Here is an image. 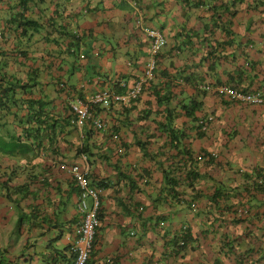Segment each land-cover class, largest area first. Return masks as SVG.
Masks as SVG:
<instances>
[{
	"label": "crops",
	"instance_id": "crops-1",
	"mask_svg": "<svg viewBox=\"0 0 264 264\" xmlns=\"http://www.w3.org/2000/svg\"><path fill=\"white\" fill-rule=\"evenodd\" d=\"M144 27L167 45L138 100L92 108L106 131L73 123L77 99L142 77ZM222 84L264 91V0H0V138L29 144L0 152V249L73 264L76 164L101 190L90 264H264V105L202 88Z\"/></svg>",
	"mask_w": 264,
	"mask_h": 264
},
{
	"label": "built area",
	"instance_id": "built-area-1",
	"mask_svg": "<svg viewBox=\"0 0 264 264\" xmlns=\"http://www.w3.org/2000/svg\"><path fill=\"white\" fill-rule=\"evenodd\" d=\"M144 32L150 41L149 59L147 60L144 74L137 81L127 88L125 93H119L113 89H103L100 93L91 95L87 100L77 99L72 103V111L75 116L72 120L78 126H84L91 121L94 128L100 132L108 130V124L103 118L95 117L92 108L101 105H109L111 102L131 104L141 95L143 85L152 80L157 67V61L163 49L167 45V38L162 30L153 27H144ZM206 90H215L218 95L230 101L242 102L247 105H264V91L249 92L244 88L230 87L228 85H218L214 88L208 85L202 86ZM214 120L213 116L199 121L202 130L206 131L210 123ZM114 139H119V134L113 133ZM124 151L123 147L118 148V153ZM203 160V156H197ZM64 167V166H62ZM79 188L78 208L82 214L81 221L76 225L74 239L70 249L75 253L73 264H90L94 252L95 235L101 226L100 207L101 190L91 185L87 170L81 169L73 164L67 167ZM247 211L241 210V214L247 215ZM188 227L185 226L180 234L186 233ZM182 245V243H180ZM110 261V259L108 260Z\"/></svg>",
	"mask_w": 264,
	"mask_h": 264
},
{
	"label": "trees",
	"instance_id": "trees-1",
	"mask_svg": "<svg viewBox=\"0 0 264 264\" xmlns=\"http://www.w3.org/2000/svg\"><path fill=\"white\" fill-rule=\"evenodd\" d=\"M31 23L35 24L37 22H35L34 20H29V19L25 21V24H31ZM1 97L2 95H0V99ZM0 106H3L1 102H0ZM196 107L198 108L199 105H197ZM196 107L192 106L191 108H189V110H191L190 112L191 114H192V109H195ZM199 130L200 131L198 135L202 136L203 133L205 132L202 131L200 126H199ZM26 150H29V144L23 143L21 139L11 138L9 141H7L5 139L0 138V152L4 154L12 155V156L23 155L24 151ZM260 174H261V170L259 169V171H256L257 179L259 178L264 179V177L261 176ZM253 187L258 191L259 190L264 191V180L261 183L259 182L258 185L254 183ZM190 238L191 236L187 230L186 233L180 234L174 239V246H176L179 250H183L187 247V241ZM180 243H182V245H180ZM6 254H7L6 251H4L3 249H0V264H14L13 261H11V259L6 256ZM72 254H73V258L75 259V253H72Z\"/></svg>",
	"mask_w": 264,
	"mask_h": 264
},
{
	"label": "rangeland",
	"instance_id": "rangeland-1",
	"mask_svg": "<svg viewBox=\"0 0 264 264\" xmlns=\"http://www.w3.org/2000/svg\"><path fill=\"white\" fill-rule=\"evenodd\" d=\"M211 124V123H210ZM3 240L5 241V242H7V238H3Z\"/></svg>",
	"mask_w": 264,
	"mask_h": 264
},
{
	"label": "clouds",
	"instance_id": "clouds-1",
	"mask_svg": "<svg viewBox=\"0 0 264 264\" xmlns=\"http://www.w3.org/2000/svg\"><path fill=\"white\" fill-rule=\"evenodd\" d=\"M142 94V93H141ZM138 100V99H137ZM136 102V101H135Z\"/></svg>",
	"mask_w": 264,
	"mask_h": 264
}]
</instances>
